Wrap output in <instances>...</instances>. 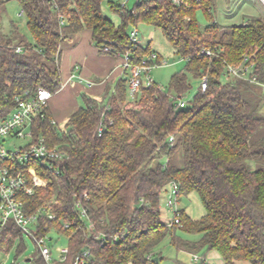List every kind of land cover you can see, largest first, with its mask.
I'll return each mask as SVG.
<instances>
[{"label": "trees", "instance_id": "trees-1", "mask_svg": "<svg viewBox=\"0 0 264 264\" xmlns=\"http://www.w3.org/2000/svg\"><path fill=\"white\" fill-rule=\"evenodd\" d=\"M10 1L0 0V7ZM15 1L32 42L14 25L2 37L0 120L27 90L45 88L53 95L61 90L62 46L84 30L92 32L103 54L129 52L139 64L155 51L151 42L131 41L130 32L141 24L151 26L186 62L172 75L169 92L155 83L131 100L125 76L101 101L83 95L64 131L49 108L34 117L33 138L43 137L50 148L65 153L59 176L34 163L48 185L20 197L28 215L49 205L56 215L38 226L40 234L47 225L68 243L67 260L55 263L72 264L87 250V264H163L159 247L169 237L177 251L192 255L194 264H209L211 252L224 264H264V134L258 136L264 115L254 100L262 89L227 72L228 65L248 63L264 80V18L224 26L217 19L216 0H183L181 6L171 0H137L133 10L111 7L120 18L117 25L104 14L103 0ZM192 80L199 88L181 108L178 101L193 89ZM173 181L179 184V199L199 195L205 210L201 219L182 209V227L164 223L162 207ZM24 237L10 222L1 232L0 249L9 251L18 239L23 249ZM200 253L197 262L193 256ZM38 263L46 264L41 257Z\"/></svg>", "mask_w": 264, "mask_h": 264}, {"label": "built area", "instance_id": "built-area-1", "mask_svg": "<svg viewBox=\"0 0 264 264\" xmlns=\"http://www.w3.org/2000/svg\"><path fill=\"white\" fill-rule=\"evenodd\" d=\"M129 0H125L123 6H126ZM175 5L181 6L183 0H171ZM200 1V0H198ZM264 2V1H263ZM138 30L132 29L130 32L131 41L136 43L138 41ZM3 33L0 29V47L2 46ZM17 52L22 53L23 48L17 47ZM105 51H110L106 48ZM116 56L122 57L121 68L129 80V97L134 100L138 92L142 88L151 87L155 81L151 77V71L162 63L156 62L158 55L153 53L151 58L144 59L141 63H134L130 57V53L121 52L115 53ZM211 55V53H208ZM73 78H81L79 72L81 67L75 66L73 69ZM227 72L233 77L247 80L259 87L264 92V80H259L254 74V66L244 63L240 67L228 65ZM89 84H92L89 82ZM202 91L208 88V78L204 77L201 81ZM53 93L45 88H39L37 91H25L23 94L15 97L16 107L14 111L5 119L0 120V235L3 229L13 222L23 234L32 238L38 248L39 257L43 258L46 264L51 263L53 257L52 238L48 236L50 233L49 227L45 225L42 227L40 234L38 226L41 219L55 220L56 215L51 212V206H45L37 210L36 213L28 215L25 211L23 201L20 199L21 195H33L37 188H45L48 181L43 178L38 170L33 165L36 162H41L48 171L55 176L61 173V163L65 160V153L59 148H50L45 138H33L32 124L36 115L44 112L48 108L49 101L52 99ZM187 102L184 99L178 101V106L186 107ZM102 125L99 128L100 135L102 133ZM30 142L24 147L11 150L7 147L11 144V139H26ZM179 184L173 181L167 192L163 203V221L168 227L179 226L182 227V209L179 208ZM83 216H87L86 210L83 209ZM91 222V221H90ZM34 225V229L30 225ZM93 229L94 225L90 223ZM102 235L99 238H103ZM119 236L114 237L117 241ZM61 262L67 260L69 255V248L57 250ZM91 257L90 251H83L75 258L72 264H87ZM194 260L199 262L198 255L193 256ZM209 264H211L209 262Z\"/></svg>", "mask_w": 264, "mask_h": 264}, {"label": "rangeland", "instance_id": "rangeland-1", "mask_svg": "<svg viewBox=\"0 0 264 264\" xmlns=\"http://www.w3.org/2000/svg\"><path fill=\"white\" fill-rule=\"evenodd\" d=\"M124 1L125 0H103L102 7L104 14L117 25L120 24V18L112 11L111 7L123 5ZM232 1H234L232 3L233 16H221L219 10H216L217 19L220 24L224 26L240 25L247 22L251 18H264V2L262 0ZM125 4V8L127 10H133L137 4V0H129ZM225 6V2H223L221 7L223 8ZM21 12L22 9L19 2L13 0L5 3L3 7H0V28H8V26L13 23L14 26L18 27L20 33L25 36L29 42H32V36L28 30L26 18L21 16ZM199 21L201 24H205V19L202 15H199ZM137 30L139 33L138 39L143 44L151 42V47L155 53H158L163 57L165 64L154 68L151 71V77L164 91L169 92V84L172 75L176 72L183 71L185 69L186 62L182 61L181 58L176 55L174 48L160 29L141 24L137 27ZM199 84L200 83L198 81L192 80L193 89L185 95L184 100L186 102H190L194 99L199 88ZM260 92L262 94H257L256 97L258 99L254 98V100L260 101L261 110L259 113L264 115V93L261 90ZM58 127L60 131H64L66 123L61 124L58 122ZM263 134L264 130L259 132L258 136L261 137ZM9 142H11V144H8L7 141V147L11 150H15L16 148L24 147L30 142V139H11ZM179 208L185 210V212L195 220L201 219L205 214L200 197L196 192L191 193L189 196H181ZM30 228L34 229V225L31 224ZM48 236L52 238L51 245L53 249V257L51 263L56 264V261H60L57 250L67 249L68 243L65 237H63L56 230L50 231ZM159 250L165 258L163 264H179V262H182L181 260H183V263L186 264H194L192 255L186 252L177 251V249L172 245L169 237L163 241ZM198 256L201 257L202 253ZM39 258V251L34 240L27 235L24 237L23 249L21 248L20 239L16 240L15 245L9 251L0 249V264H39Z\"/></svg>", "mask_w": 264, "mask_h": 264}, {"label": "crops", "instance_id": "crops-1", "mask_svg": "<svg viewBox=\"0 0 264 264\" xmlns=\"http://www.w3.org/2000/svg\"><path fill=\"white\" fill-rule=\"evenodd\" d=\"M223 2L226 6L222 8ZM233 2L232 0H216V10H219L221 16H233ZM12 26L13 23L8 28H0L3 36L10 34ZM122 61L120 56L100 52L93 42L90 30H84L72 41L63 44L61 56L63 86L59 92L53 95L48 104L55 123L57 125L58 122L67 123L82 106L83 95L101 101L108 89L113 90L118 80L126 76L121 68ZM77 65L81 67L79 76L82 79L72 77L73 69ZM207 259L211 264H224L217 252H211ZM181 261L183 262V260Z\"/></svg>", "mask_w": 264, "mask_h": 264}, {"label": "water", "instance_id": "water-1", "mask_svg": "<svg viewBox=\"0 0 264 264\" xmlns=\"http://www.w3.org/2000/svg\"><path fill=\"white\" fill-rule=\"evenodd\" d=\"M262 1H264V0H262ZM29 261H31V260H29ZM155 261H156V262H158V261H159V259H158V258H155Z\"/></svg>", "mask_w": 264, "mask_h": 264}]
</instances>
